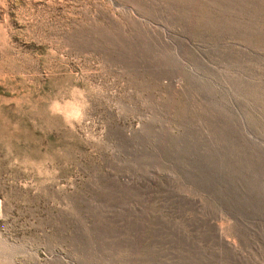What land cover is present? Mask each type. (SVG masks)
<instances>
[{
	"label": "rangeland",
	"instance_id": "374dc122",
	"mask_svg": "<svg viewBox=\"0 0 264 264\" xmlns=\"http://www.w3.org/2000/svg\"><path fill=\"white\" fill-rule=\"evenodd\" d=\"M0 264H264V0H0Z\"/></svg>",
	"mask_w": 264,
	"mask_h": 264
},
{
	"label": "clouds",
	"instance_id": "9594fccd",
	"mask_svg": "<svg viewBox=\"0 0 264 264\" xmlns=\"http://www.w3.org/2000/svg\"><path fill=\"white\" fill-rule=\"evenodd\" d=\"M56 105L54 104L53 107H55Z\"/></svg>",
	"mask_w": 264,
	"mask_h": 264
}]
</instances>
